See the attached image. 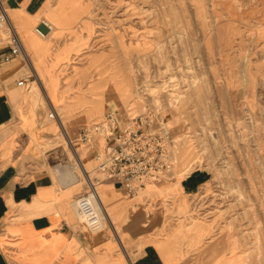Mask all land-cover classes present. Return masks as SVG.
<instances>
[{
  "label": "rangeland",
  "instance_id": "rangeland-1",
  "mask_svg": "<svg viewBox=\"0 0 264 264\" xmlns=\"http://www.w3.org/2000/svg\"><path fill=\"white\" fill-rule=\"evenodd\" d=\"M38 1L44 8L46 0ZM64 1L65 30L43 37L53 52L77 36L83 42L57 69L62 88L69 99L86 93L104 101L81 126L110 109L123 115L168 109L173 118L181 104L179 123H169L182 143L179 172L190 157L194 164L181 177L202 179L188 190L191 206L183 215L167 201L168 229L197 243L192 248L202 264H264V0ZM41 17L37 23L47 16ZM36 88L35 81L23 87V96ZM112 90L124 102L106 99ZM59 110L55 123L65 118ZM64 134L57 126L45 147L61 144L83 175L70 141H81L80 134Z\"/></svg>",
  "mask_w": 264,
  "mask_h": 264
},
{
  "label": "crops",
  "instance_id": "crops-1",
  "mask_svg": "<svg viewBox=\"0 0 264 264\" xmlns=\"http://www.w3.org/2000/svg\"><path fill=\"white\" fill-rule=\"evenodd\" d=\"M3 1L29 59L21 55L5 59L10 46L6 37L0 40V264H202L192 248L197 243L174 238L176 230L165 223L167 201L173 200L170 205L183 215L191 206L188 190L195 189L201 175L181 177L185 173L176 164L170 178L148 183L132 197L117 180L103 179L96 168V150L104 151L106 144L102 136L92 143L70 141L77 154L94 145L90 158L95 167L88 171L92 178L103 179L97 185L99 203L113 223L105 220L102 230L92 231L82 220L76 199L89 191L87 176L73 177L75 159L61 144L45 145L54 142L57 126L63 134L77 135L91 115L100 113L104 101L86 93L69 99L57 72L83 42L77 36L53 52L50 42L35 31L44 13L54 25L53 33L60 36L66 27L64 0L57 4L46 0L44 8L38 0ZM24 75L29 76L28 84L35 81L38 87L29 98L18 85ZM96 86L104 91L103 82ZM42 89L49 99H39ZM55 109L63 112L62 122H53L50 113ZM165 116L170 127L172 112Z\"/></svg>",
  "mask_w": 264,
  "mask_h": 264
},
{
  "label": "built area",
  "instance_id": "built-area-1",
  "mask_svg": "<svg viewBox=\"0 0 264 264\" xmlns=\"http://www.w3.org/2000/svg\"><path fill=\"white\" fill-rule=\"evenodd\" d=\"M0 28L5 32L10 46L5 59L21 55L28 61L29 55L23 37L12 21L3 0H0ZM48 29H51L50 24L42 19L36 31L43 34L48 33ZM33 74L36 76V73ZM28 77L24 75L18 80V85L29 87ZM166 111L169 110L151 109L123 115L110 109L100 120L81 128V141L92 143L97 136L106 139L104 151L96 150L95 154L98 161L96 168L102 173L103 179L117 180L130 196L137 197L146 184L164 181L174 174L177 164L176 150L180 139H176L167 125ZM56 114L55 109L50 116L56 117ZM86 174L89 191L78 197L76 203L90 230L100 231L104 228V220L113 223L105 207L99 203L97 185L103 179L92 178L89 171ZM83 199L90 203L89 210L81 206Z\"/></svg>",
  "mask_w": 264,
  "mask_h": 264
},
{
  "label": "bare ground",
  "instance_id": "bare-ground-1",
  "mask_svg": "<svg viewBox=\"0 0 264 264\" xmlns=\"http://www.w3.org/2000/svg\"><path fill=\"white\" fill-rule=\"evenodd\" d=\"M4 4H5V2H4ZM5 6H6V4H5ZM6 8H7V6H6ZM8 9V8H7ZM9 12V11H8ZM10 15V14H9ZM43 19H45V18H43ZM42 20V19H41ZM49 24H50V26H51V29H48L49 30V32L48 33H43V34H39L37 31H36V29H37V26L35 27V31L39 34V35H41V36H43V37H47V36H49L50 35V33L53 31V29H54V25L50 22V20H48L47 18L45 19ZM39 24V23H38ZM27 58V57H26ZM28 59V58H27ZM29 63V62H28ZM51 74V73H50ZM115 84V83H114ZM121 85V84H120ZM123 85V84H122ZM125 90V89H124ZM57 94V93H56ZM127 95V94H126ZM112 99V98H115V100H116V98H117V100H118V102L120 103V102H124V97L122 98L121 96H117L115 93H114V91L112 90V91H108V93L106 94V99ZM55 99V98H54ZM125 101H127L126 99H125ZM182 105L181 104H176V106H175V113H174V117L172 118V120L170 119V121H169V123H173L174 124V122L176 121V123H179V121H178V119H177V117L181 114V113H183L182 111H183V108L181 107ZM124 111V110H123ZM180 113V114H179ZM179 118V117H178ZM174 119H175V121H174ZM176 125V124H175ZM170 127H172V126H170ZM80 134V133H79ZM67 135V134H66ZM179 139H180V137H179V135H176ZM64 137H65V139H66V136H65V134H64ZM177 137H176V139H177ZM94 146V145H93ZM93 146L92 147H90V148H84L85 150L84 151H86V152H81V154L80 153H76L78 150H73V152L72 153H75V155H76V161H77V164H78V167L82 170V173H83V175L86 177L87 176V174H86V172L88 171V170H90L91 171V169H90V162H91V158H90V153H91V151H92V149H93ZM180 146H182V143L180 142V144L178 145V147H177V150H176V155H178L179 153H182V151H181V147ZM78 149V148H77ZM183 150V149H182ZM189 156H190V153L188 154ZM187 157L186 156H184V153H183V157H182V164L184 163V165L186 164L185 163V159H186ZM191 158L189 157V158H187L186 160H187V165L184 167V169L182 170L183 172L182 173H185V174H189V170H191L190 168L193 166V164H194V162H192V160H190ZM189 160V161H188ZM71 174L73 175V177H75V178H77V175H79L78 174V172H77V170H76V168H75V166H74V168H73V171L71 172ZM170 178V177H169ZM168 179V178H167ZM166 179V180H167ZM165 181V180H164ZM80 204H81V206H83L86 210H89L90 209V203L88 202V200H86V199H83V200H81V202H80ZM114 213V212H113ZM81 216V215H80ZM106 219H108V217L106 216Z\"/></svg>",
  "mask_w": 264,
  "mask_h": 264
}]
</instances>
